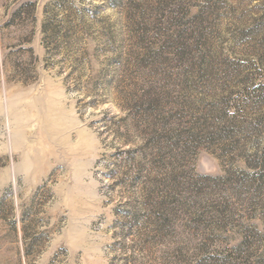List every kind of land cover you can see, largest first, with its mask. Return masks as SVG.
I'll return each instance as SVG.
<instances>
[{"label":"rangeland","instance_id":"rangeland-1","mask_svg":"<svg viewBox=\"0 0 264 264\" xmlns=\"http://www.w3.org/2000/svg\"><path fill=\"white\" fill-rule=\"evenodd\" d=\"M0 264H264V0H0Z\"/></svg>","mask_w":264,"mask_h":264},{"label":"trees","instance_id":"trees-1","mask_svg":"<svg viewBox=\"0 0 264 264\" xmlns=\"http://www.w3.org/2000/svg\"><path fill=\"white\" fill-rule=\"evenodd\" d=\"M44 30H45V28H44Z\"/></svg>","mask_w":264,"mask_h":264}]
</instances>
